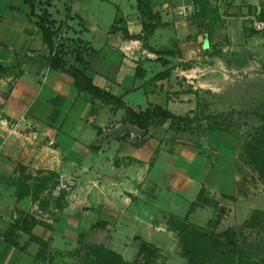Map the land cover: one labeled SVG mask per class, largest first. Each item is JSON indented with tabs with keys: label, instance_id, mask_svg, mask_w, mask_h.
<instances>
[{
	"label": "crops",
	"instance_id": "1",
	"mask_svg": "<svg viewBox=\"0 0 264 264\" xmlns=\"http://www.w3.org/2000/svg\"><path fill=\"white\" fill-rule=\"evenodd\" d=\"M14 1L0 0V61L10 64L8 73L0 76V264H71L70 255L85 242L103 244L125 261H133L139 243L146 242L162 254L175 252L180 261L176 233L167 223L159 230L160 221L187 214L194 196L186 195L205 185L211 168L191 146L172 153L152 131L147 140L133 144L134 136L141 135L125 120L124 109L100 99L92 102L88 93L75 89L69 74L51 68L49 48L33 18L27 17L29 8ZM176 1L150 0L161 24L147 36L148 46L183 44L186 24L175 13ZM248 3L256 5L255 0ZM93 17L87 24L71 7L64 16L74 27L84 25L81 38L96 50L86 73L98 87L136 111L160 104L185 115L175 109L179 100L181 108H193L191 91L178 86L174 78L179 73L172 64L174 57L188 61V56L164 55L169 63L162 65L140 40L124 36V31L143 34L137 0L129 8L116 4L102 29ZM136 66L141 68L138 73ZM168 67V76L152 79ZM49 172L75 179L70 190L61 191L63 205H50L55 222L16 225L15 215L39 206ZM200 214L195 209L191 220ZM164 258L166 264H177L170 263L168 255Z\"/></svg>",
	"mask_w": 264,
	"mask_h": 264
},
{
	"label": "rangeland",
	"instance_id": "2",
	"mask_svg": "<svg viewBox=\"0 0 264 264\" xmlns=\"http://www.w3.org/2000/svg\"><path fill=\"white\" fill-rule=\"evenodd\" d=\"M248 1L253 0H202L199 7L205 5L206 8L203 16L197 13L191 0H180L173 4L176 15L186 24L181 40L183 44H177L173 49L179 55L183 52L182 58L188 56V61L173 58V67L179 73L174 80H177L178 86H184V90L186 88L191 91L193 107L190 110L181 108L179 100L175 109L198 116L199 119L186 125L173 123L170 126L168 120L153 122L144 130L133 127L141 135L134 136L133 144L139 143L137 139L147 140L152 131L153 137L160 140L159 144L172 149V153L180 150V146H191L200 155L203 165L211 168L205 185L194 195H186L187 198L194 196L187 214L169 217L168 221L164 218L160 221L159 230L164 229L166 223L172 227L180 226L179 230L194 229L208 234L221 235L230 230L228 236L220 237L227 244L224 246L218 243L219 248L224 246L227 250L232 249L235 260H252L264 264V0H255L256 5ZM14 3L20 5L22 0H15ZM116 4L129 8L134 0H51L48 9L56 18L55 26H61L56 39L64 45L66 68L83 67V63L75 59L77 52L84 50L80 55L84 60L89 57L86 43L81 38L84 25L79 23V26L74 27L75 22L69 24L64 18L66 7L78 12L87 24L96 15L102 29L108 26L107 21ZM184 5L185 13L178 14L179 6ZM259 10L261 13H256ZM255 22H262L263 26L256 28ZM138 40L144 47L143 40ZM138 44V50L141 51L140 42ZM167 45L171 46V41L167 40ZM161 48L165 49L163 46ZM4 64L9 69L10 64ZM184 73L190 77L184 76ZM186 79L193 82L187 83ZM172 110L176 111L174 108ZM213 122H217L221 128L207 130L208 124ZM88 128L91 129L90 126ZM196 168L194 166V170ZM46 176L49 178L45 182L49 184L37 203L46 219L32 217L53 224L56 212L52 211V207L63 205L61 191L70 190L71 187L57 190L55 186L59 177L50 174ZM63 179L72 180L73 177L63 175ZM73 180L72 183H75V179ZM85 204L86 202L83 206ZM195 209L201 212V219L196 216L191 220L193 215L190 214ZM24 214L27 219L31 217L28 211ZM174 231L179 246L178 253L182 255H177L180 261L176 262L175 252L162 254L159 248L152 245V255L150 258L148 255L149 264H166L164 257L167 255L170 263L185 264L182 238L178 236L176 229ZM90 245L92 244L88 242L81 244L70 255L73 260L71 264H89L86 255L91 253ZM210 245V241H207L204 248L214 249ZM207 256V264H215L222 257L215 252ZM145 259L146 255H142L138 260L144 263ZM185 259L187 260L186 257ZM100 262L96 260L93 264Z\"/></svg>",
	"mask_w": 264,
	"mask_h": 264
},
{
	"label": "trees",
	"instance_id": "3",
	"mask_svg": "<svg viewBox=\"0 0 264 264\" xmlns=\"http://www.w3.org/2000/svg\"><path fill=\"white\" fill-rule=\"evenodd\" d=\"M24 4L29 8V12L27 13L28 18H33L34 24L39 28L41 33L42 41L49 48V55L47 56L48 63L51 68L60 69L64 72H67L73 78V84L77 91H83L90 95L91 101L94 99H100L105 102H110L117 107H123L125 110V119L131 124L135 125L138 129H146L153 122H164L169 120L170 126L173 123L178 124H191L198 120V116H191L189 114L178 115L169 111L167 108H164L160 104H150L145 109L138 111L133 108L127 106L119 96H116L109 91H105L104 89L98 87L86 73V70L89 65V59L96 53V50L89 49V57L87 60H84L82 56L84 50L80 53L77 52V56L75 59L83 63V67H72L71 69L66 68L64 65V45L57 42L56 36L57 31L60 27L55 26L56 20L51 17V13L48 11L47 7L51 4V0H22ZM202 0H191L194 4L195 9L199 15L203 16L205 11V5L200 4ZM137 9L139 11L141 17L142 31L143 34H129L127 31H124V36L129 38L142 39L143 44L148 47V49L157 54V60H159L162 65H166L169 63L163 56L164 55H174L173 48H159L154 49L147 45L146 39L147 36L152 34V32L156 29L160 22V14L157 11H154L151 7L150 0H137ZM39 10V12H37ZM67 12H69V7H66ZM256 13H261L259 10ZM83 22L82 20H80ZM85 43L84 41H82ZM84 49V48H81ZM86 51V50H85ZM84 56V55H83ZM141 70L139 66H136V72L138 73ZM171 67L166 68L165 70L157 72L152 79L164 78L170 74ZM8 67L0 61V76L8 73ZM221 125L217 122L209 123L207 126V130L214 131L219 130ZM262 153V152H258ZM50 176L55 175L53 172H49ZM57 177V176H54ZM48 176L45 177L44 180H48ZM36 221L32 216L27 219L26 214H19L16 219H14V223L16 225L24 228L26 223H29V226ZM180 227V226H179ZM177 226L173 225V229H176L178 236L182 238L181 243H183L184 253L183 255L187 258V264H207L209 253L215 252L219 253L222 257L221 260L215 264H262L257 261H248L244 259L235 260L234 251L227 250L224 246L227 244L224 242V239H220L221 236H228L231 231H224L221 235L213 234V233H202L198 230H179ZM182 229V228H181ZM207 241H210L212 247L214 249L209 250L208 248H204V245ZM43 245H46V242L41 241ZM218 243L220 245H224L223 248H219ZM152 245L146 242H140L137 257L133 261H125L122 256L111 249H108L103 244H92L90 245V252L87 253L86 257L88 259L89 264H93L96 260H100V264H149ZM92 254H95L92 255ZM146 255V262L140 263L138 259L141 256ZM149 255V258H148ZM212 263V262H211ZM99 264V263H98Z\"/></svg>",
	"mask_w": 264,
	"mask_h": 264
},
{
	"label": "built area",
	"instance_id": "4",
	"mask_svg": "<svg viewBox=\"0 0 264 264\" xmlns=\"http://www.w3.org/2000/svg\"><path fill=\"white\" fill-rule=\"evenodd\" d=\"M185 10H186L185 5L184 6H179V10L177 11V13L178 14H184ZM255 26H256V28H260V27L263 26V23L262 22H255ZM2 120H4L6 124H10L11 123L10 120H8L6 117H3ZM31 139L35 140L36 139V135L32 136ZM28 140H29V138H28ZM73 179L72 180L63 179V175L59 176V182L55 186L56 189L57 190H61L62 188L68 189L67 187H71L74 184V183H72L74 181ZM66 183H69V184H66ZM28 214H31V215H33L36 218H41L42 217L43 219H46V218H44L45 217V213L42 212V210L39 208L38 205H35L32 209H30L28 211ZM14 217L16 219L17 216L15 215Z\"/></svg>",
	"mask_w": 264,
	"mask_h": 264
}]
</instances>
